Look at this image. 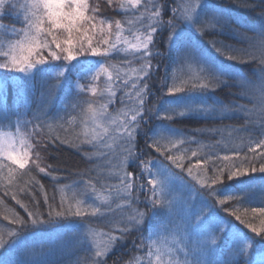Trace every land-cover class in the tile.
<instances>
[{"label":"snow or ice","instance_id":"obj_1","mask_svg":"<svg viewBox=\"0 0 264 264\" xmlns=\"http://www.w3.org/2000/svg\"><path fill=\"white\" fill-rule=\"evenodd\" d=\"M242 6L255 7V4L242 0ZM109 10L120 18L105 15ZM259 16L260 31L254 37L233 29L248 41L247 47L209 41L225 61L255 64L257 75L253 80L235 72L230 64L221 66L203 59L193 44L192 31L203 35L206 29L224 31L228 26L223 13L210 8L209 0H0V57L3 58L0 69L23 73L24 79L35 70L47 73L48 81L55 80L42 93L41 106L33 113V119L38 122L33 132L43 134L47 127L45 144L59 141L77 149L80 145H90L93 151L86 152L85 156L103 161L96 164V175L84 181V188L91 189L99 203L89 204L78 199L82 193L76 192L70 198L61 196L57 210L56 196L45 192L44 185L32 175L34 167L55 182L58 178L53 174V166H41L39 141L35 146L28 144L20 133V128L32 121H25L20 118L23 114H18L13 133L3 130L7 118L0 116V188L27 214L24 217L12 209L4 214L3 219L10 227L6 231L0 229V249L21 244L25 233L55 225L60 218L78 217L87 223L88 217H103L102 208L111 213L112 202L117 200L120 203L116 207L122 214L119 219L109 221L113 228L103 234L104 243L97 244L96 230L82 224L73 248L82 247L89 240L91 246L67 264H107L109 254L133 231H140L145 217L153 220L155 227L136 245L139 254L132 255L126 264H264V253L257 260L247 259L257 238L264 240V206L245 208L243 213L229 207L231 202L243 204L253 191L249 184L233 191L234 184L242 183L249 172L264 173V3ZM6 17L19 22L21 27L3 24ZM165 32L164 43L175 52L176 62L186 66L188 78L182 81V86H168L167 94L173 99L157 97L156 103L162 108H156L155 104L146 107L151 94L149 80L155 68L153 60L164 54L157 46ZM120 53L124 54L125 65L139 62V67L132 69L136 77L130 91H125L130 81L123 78L127 75L122 71L123 65L112 62L113 55ZM75 64L80 65V70L71 98L60 112L49 116L48 108L55 102L57 88ZM229 82L237 84L247 104L210 105L187 95L197 91L203 94L210 88L228 86ZM166 83L165 77L162 87ZM117 88L124 91L121 104H125L124 96L131 103L126 111L121 109L114 115L110 106L117 96ZM161 111L163 115L157 119L168 121L174 116L224 118L229 113L240 114L244 125L229 131L246 133L240 138V147H246L247 152L241 155L237 150L235 158L221 157L214 147L201 153L188 147L199 143L194 136L165 124L152 137L144 133L145 147H139L137 137L143 131V124ZM11 126L9 120L7 127ZM249 126L259 128L258 136L249 131ZM76 127L81 131L72 140L51 135L54 129L72 133ZM92 171L88 169L89 173ZM26 176L30 179L25 180ZM110 179L116 182L109 183ZM145 179L146 184L142 182ZM68 187L62 186L60 191ZM180 189L185 195L177 199L172 193ZM36 191L43 194V205L48 209L46 216L40 201L32 194ZM105 191L107 195L102 194ZM20 193L30 197V205L21 201ZM142 195L146 201L144 210L138 207ZM259 200L264 205V188ZM232 217L254 235L244 232L239 225L233 227ZM222 234L230 236L231 248L222 253L223 260L214 262L211 257ZM49 251L54 249L44 245L25 247L23 264H43L38 257ZM0 264H10V261L2 255Z\"/></svg>","mask_w":264,"mask_h":264},{"label":"trees","instance_id":"obj_2","mask_svg":"<svg viewBox=\"0 0 264 264\" xmlns=\"http://www.w3.org/2000/svg\"><path fill=\"white\" fill-rule=\"evenodd\" d=\"M209 3L210 8H215L223 13L224 18L228 22V26H226L224 31L206 29L203 35L192 31L191 35L193 44L199 49L203 59L208 62L221 66L230 64L235 72L254 80L257 75L255 64H239L235 61H225L224 58L215 51L209 41H223L225 44L233 45L236 48L247 47L248 41L242 36L236 34L233 29H238L240 33H246L248 37H254L255 34L260 31L261 18L259 13L261 11V4L264 3V0H248V3L255 4V7L242 6V0H209ZM105 15L120 18L117 13L111 10L106 12ZM164 18L167 19V16ZM2 23L5 25L14 24L17 28L21 27L19 22L7 17ZM166 37L167 32L159 37V44L157 47L158 50L164 54L153 60V64L155 65V76H152L154 78H150L149 80L151 94L148 96L149 98L147 99L148 102H146V107L153 105L155 99L160 97L159 94L164 93V89L168 86L169 76L173 69L177 68L179 64L176 62L175 52L169 50L168 46L164 43ZM2 59L3 58L0 57V61H2ZM79 70L80 65H75L67 77L63 78V84L57 88L55 102L48 108L49 116H54L56 113L60 112L62 106L71 98V91L74 90L72 86L77 80ZM23 77V73H16L14 71L8 72L7 70L0 69V116L7 118L4 121L5 126L3 129L7 128L9 120L11 121L12 126H14L18 114L21 113L23 114L20 117L21 119L32 121V123L28 125V128H25L28 142L35 146L36 142L39 141L40 147L38 150L41 157V166L52 165L53 174L58 179L54 182L51 176L38 173L34 167L32 175H35L40 183L44 185L45 192L50 196L53 194L56 196L55 203L57 210H59L61 196L70 198L73 193L79 192L82 193V195L78 196V199H82L83 195L88 194L89 190L84 188V181L96 175L95 166L98 163L103 164V161L97 160L95 157L92 160H89L85 156L86 152L93 151L90 145H80L79 149H77L76 147L71 146V144H61L59 141L45 144L47 135L49 134V129L47 127H45L43 134L33 132V127L38 123L33 119V113L41 106L42 93L48 87L49 83H55V80L48 81L47 73L36 72L35 70L27 79H24ZM165 77L167 78V83L162 87L161 81L165 79ZM85 82L86 81H81V83ZM239 93L240 88L237 84L229 82L228 86H220L215 90L210 88L203 94L197 91L187 93V95L192 96L196 100L203 99L210 105H220L221 103L225 106L230 103L247 104V99L242 98ZM116 97H118V93ZM117 99L118 98L115 100ZM169 99H173V97H169ZM163 100H168V97H165ZM154 103H156V101ZM155 106L158 109L162 108L160 103H156ZM248 106L251 107L252 105L249 104ZM177 111H180V109H177ZM161 112H158L157 115L152 116L150 120H147V123L143 124V131L137 137L139 147H145L147 137H152L157 133L159 126L165 124L169 127L182 130L186 135L194 136L199 143L188 145V147L199 149L201 153L209 152L213 150V147L221 157L223 155H229L230 157L235 158V152L237 150L240 151L241 155H244L247 152L246 147H240V138L246 136V133L229 131L230 128H240L244 125V118L240 114L232 115L229 113L226 114L224 118H220L219 115L209 118L196 115H188L185 117L174 116L171 121H168L157 119V116H161ZM48 123H51V121H48ZM66 127L68 126L66 125ZM213 128H219L222 129V131H208V129ZM80 131V127H76L72 133H67L63 130L57 131L54 129L52 130L51 135L59 134L62 138L72 140L75 137V133ZM249 131H251L254 136H258L259 134L258 127L249 126ZM144 133H147V137ZM218 141L219 144H217ZM152 155L158 156L157 153H152ZM249 155L251 154L249 153ZM160 159H162V157ZM192 162L195 163V160L193 159ZM185 165H187V161H185ZM256 166L258 168L259 163H257ZM90 168L93 169L91 173L88 172V169ZM103 170L106 175L108 167L105 166ZM82 173H84L83 176L81 175ZM209 175H211L210 172ZM24 179L29 180L30 177L26 176ZM93 182L95 183V181ZM111 182L115 183L116 181L110 179L109 183ZM245 184L253 186V191L246 197L244 203L236 204L235 202H231L229 204V207L238 208L241 213L244 212L245 208L264 206L260 204L259 200L260 191L264 188V173H260L259 171L254 173L249 172L248 177L244 178L242 183L233 185V191L243 188ZM64 185L70 187L66 188L64 192H61L60 188ZM96 186L97 188H100L99 184ZM32 194L40 201L42 206L41 211L44 212L46 216L48 209L46 205H43V194L39 191L33 192ZM19 195L23 203L31 204L30 197H26L23 193H20ZM182 195H185L183 190L178 194L179 198ZM140 199L141 203L138 207L141 210H144L146 201H144L143 195ZM0 201H2V203H0V229L6 231L10 225L3 219V216L8 209H12L24 217H26L27 214L24 212L23 208L11 199L10 195H4L2 188H0ZM193 202L198 203L197 200H194ZM121 214V209L114 210L111 213H105L103 217H88L87 223L84 219L78 217H68L66 219L60 218L55 225H45L34 231L25 233L21 244L17 246H9L6 250L0 249V256L4 255V257L10 261V264H23L25 259L23 250L25 247L39 248L41 245H44L45 248L51 246L54 251L46 252L43 256L38 257L43 264H67V262L75 260L77 256L83 255L85 253V248L91 246L87 243L82 247L73 248L78 233L82 231V224L85 226L90 225L94 229L108 232L113 228V225L110 224L109 221L119 219ZM221 215L226 214L221 212ZM231 219L234 223L233 227L239 225V221H236L234 217ZM255 222L257 226H259V220L257 219ZM239 226L244 232H248L249 235H254L250 233L248 229H244L243 225ZM154 227V221L145 217L144 223L140 225V231H133L129 234L127 239L109 254L107 257V264H126L132 255L139 254L136 245L140 244L141 239L147 237ZM229 248H231L230 236L228 234H222L217 246H215V251L211 259L214 262L223 260L224 256L222 253ZM251 252V256L247 258L249 261L259 259V254L264 253V240L257 238L256 246Z\"/></svg>","mask_w":264,"mask_h":264},{"label":"rangeland","instance_id":"obj_3","mask_svg":"<svg viewBox=\"0 0 264 264\" xmlns=\"http://www.w3.org/2000/svg\"><path fill=\"white\" fill-rule=\"evenodd\" d=\"M171 13H169L170 15ZM125 28L127 29L128 28V25H125ZM125 34H128L127 32ZM131 39V36L129 37ZM81 60L83 58H80ZM89 59H94V58H89ZM123 60H124V54L123 53H120V54H114L113 57H112V62L113 63H117L118 65H123L122 67V71L123 72H127V75L124 76L123 78L124 79H127L130 81V84H129V89L125 90V91H130L131 90V82H134L135 81V77H136V74L132 71L133 68H137L139 67V62L138 61H133L132 63L130 64H123ZM54 63H61V62H54ZM75 63V62H74ZM75 65H78V64H75ZM177 65V64H176ZM179 66V67H178ZM177 66V68H174L171 75L169 76V79H168V86L172 85V84H175L176 86H182V81L186 80L188 78V72H187V68L185 65H183L182 63H179ZM195 67V66H194ZM155 70L153 71L152 75H151V79H153L154 77L152 76H155ZM168 86L167 88L164 89V93L162 94H159L160 98L164 99L165 97H169L168 96ZM117 93H118V97H115L118 98L117 100L114 99V102L113 104L110 106V109L113 111V114L115 115L117 112H119L121 109L123 110H127V105H129L131 102L128 100L127 96H124V100H125V104L122 105L120 100H121V96L124 95V91H122L120 88H117L116 89ZM135 94L133 93V96ZM179 96V94H177ZM149 98V97H148ZM147 98V99H148ZM155 101H157V99H155ZM154 101V102H155ZM148 102V101H147ZM150 102V101H149ZM153 104H156L154 103ZM149 106H150V103H149ZM152 106V105H151ZM163 115V113L161 112V116ZM25 128H28L27 127H21L20 128V133L21 135H23L26 143L29 144L28 142V139L26 137V130ZM4 131H11L13 133L16 132V122H15V125L14 126H11V128L7 127L6 129H3ZM154 136V135H153ZM108 172V170L106 171ZM107 175V174H106ZM147 179V178H146ZM146 179L144 181H142L143 183L146 184ZM114 180V179H113ZM112 183V182H111ZM150 187V186H149ZM89 192L88 194L86 195H83L82 196V199L83 200H86L87 203L89 204H92L94 201H95V193H93L91 191V189H88ZM97 190H100V188H97ZM182 192V190H178V191H175V193L173 192L172 195L176 198H179L178 194ZM103 195H107V192H102ZM85 196V197H84ZM144 198V197H143ZM81 199V198H79ZM96 203H99L98 201H95ZM120 203V201H117V200H114L112 202V209L113 211L114 210H120L119 208L116 207V205ZM102 211H104L105 213H108L106 211V208H102ZM89 218H94V217H89ZM96 232H97V236L95 238V242L97 244H103L104 243V240H105V236L103 235L104 233H106L105 231H101V230H98V229H95ZM88 243L91 245L92 241L89 240Z\"/></svg>","mask_w":264,"mask_h":264}]
</instances>
